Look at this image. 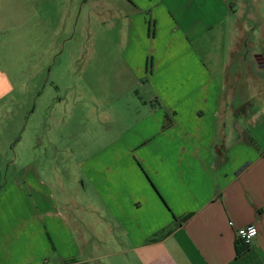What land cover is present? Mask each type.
Wrapping results in <instances>:
<instances>
[{
    "label": "crops",
    "instance_id": "obj_1",
    "mask_svg": "<svg viewBox=\"0 0 264 264\" xmlns=\"http://www.w3.org/2000/svg\"><path fill=\"white\" fill-rule=\"evenodd\" d=\"M15 2L0 0V60L21 62ZM113 3L147 98L80 152L61 201L38 169L0 166V264H264V0ZM5 70L12 137L24 82Z\"/></svg>",
    "mask_w": 264,
    "mask_h": 264
},
{
    "label": "rangeland",
    "instance_id": "obj_2",
    "mask_svg": "<svg viewBox=\"0 0 264 264\" xmlns=\"http://www.w3.org/2000/svg\"><path fill=\"white\" fill-rule=\"evenodd\" d=\"M15 5L19 11L8 20L23 24L22 61L20 55L17 62L8 59L7 51L0 63L8 74L18 69L13 81L22 73L24 88L14 106L19 123L12 137L13 118L0 114V166L7 178L14 169H38L61 201L80 152L95 149L116 116L125 120L133 103L147 98L141 91L146 77L143 72L136 80L121 62L117 42L126 29L114 19L120 14L113 0H16Z\"/></svg>",
    "mask_w": 264,
    "mask_h": 264
},
{
    "label": "built area",
    "instance_id": "obj_3",
    "mask_svg": "<svg viewBox=\"0 0 264 264\" xmlns=\"http://www.w3.org/2000/svg\"><path fill=\"white\" fill-rule=\"evenodd\" d=\"M256 235H257V228L255 225L252 224L239 227L235 230L236 239L241 243H243L244 245H248Z\"/></svg>",
    "mask_w": 264,
    "mask_h": 264
},
{
    "label": "trees",
    "instance_id": "obj_4",
    "mask_svg": "<svg viewBox=\"0 0 264 264\" xmlns=\"http://www.w3.org/2000/svg\"><path fill=\"white\" fill-rule=\"evenodd\" d=\"M156 100V99H155ZM171 124V119L168 117V115H165L164 123L162 125L163 128H166ZM247 249V245L243 244V247L236 249V255H240Z\"/></svg>",
    "mask_w": 264,
    "mask_h": 264
}]
</instances>
